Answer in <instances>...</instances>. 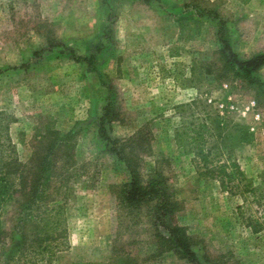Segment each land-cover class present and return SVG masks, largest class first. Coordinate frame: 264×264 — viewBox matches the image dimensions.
<instances>
[{"label": "rangeland", "instance_id": "1", "mask_svg": "<svg viewBox=\"0 0 264 264\" xmlns=\"http://www.w3.org/2000/svg\"><path fill=\"white\" fill-rule=\"evenodd\" d=\"M196 5L217 9L240 58L264 52V0H0V112L13 119L20 158L48 129L77 130L64 212L69 243L46 264H119L112 247L129 217H122L115 191L128 173L98 136L109 101L123 112L118 135L141 130L150 138L145 173L158 168L169 178L183 205L177 221L200 252L220 264H264L263 207L204 174L174 139L182 119L201 111L198 99L228 120L248 122L255 137L237 158L249 188L264 195V106L227 70L220 21ZM89 55L93 68L78 60ZM257 74L264 80V67ZM14 213L3 216L6 229ZM145 226L123 235L146 240ZM139 246L141 264H191L173 253L146 259L149 247Z\"/></svg>", "mask_w": 264, "mask_h": 264}, {"label": "trees", "instance_id": "2", "mask_svg": "<svg viewBox=\"0 0 264 264\" xmlns=\"http://www.w3.org/2000/svg\"><path fill=\"white\" fill-rule=\"evenodd\" d=\"M195 8L203 16L220 21L218 40L222 57L231 68L227 70L242 79L254 91L258 105L264 106V80L257 74L264 67V52L240 58L232 49L228 26L217 9L200 5ZM78 60L88 61L92 68L96 64L94 55L79 56ZM194 102L201 111L177 125L174 139L178 147L190 153L204 174L219 180L224 189H240L248 194L246 199L252 196L250 203L264 210V195L249 188L237 158V150L254 140V130L246 121L220 116L207 100ZM123 120V112L114 101L105 105L97 119L101 147L128 173V180L117 185L115 191L122 217H129L126 229L117 233L112 247L119 264H141L142 241L149 247L146 259L173 253L191 264H220L217 258L202 254L188 228L177 221L183 205L165 173L158 168L145 173L146 157L152 150L150 138L141 130L124 137L116 133V125ZM12 121L0 112V264H46L51 255L55 258L69 243L64 212L71 166L77 157V130H46L33 141L31 154L23 160L9 131ZM11 209L14 217L10 229H6L3 216ZM255 223V230L262 228L259 219ZM139 225H146V240L123 235ZM11 245L15 250L10 254Z\"/></svg>", "mask_w": 264, "mask_h": 264}]
</instances>
